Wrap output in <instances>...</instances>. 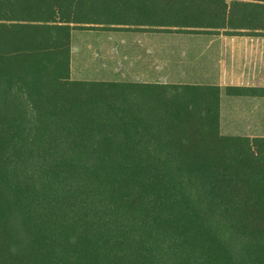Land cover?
Returning a JSON list of instances; mask_svg holds the SVG:
<instances>
[{
  "label": "trees",
  "instance_id": "16d2710c",
  "mask_svg": "<svg viewBox=\"0 0 264 264\" xmlns=\"http://www.w3.org/2000/svg\"><path fill=\"white\" fill-rule=\"evenodd\" d=\"M76 26L264 35V0H0V264H264V137L219 87L71 80Z\"/></svg>",
  "mask_w": 264,
  "mask_h": 264
},
{
  "label": "rangeland",
  "instance_id": "374dc122",
  "mask_svg": "<svg viewBox=\"0 0 264 264\" xmlns=\"http://www.w3.org/2000/svg\"><path fill=\"white\" fill-rule=\"evenodd\" d=\"M98 27L76 26L72 31L70 78L73 81L146 83L158 79L165 82L166 79L175 80V77L182 73V69H187L190 76L196 69L203 70L202 73L208 76H216L222 58L228 60V64L223 66L233 75L235 57L239 58L240 62L243 61V57L252 62L256 55L251 51L256 47L242 41L234 45L233 37L219 40H214V37H202L196 40L155 34L150 28ZM258 48H262V43ZM199 49L204 51L203 59L200 64L194 65L189 60L191 55L200 51ZM261 57L259 56V62ZM183 60L184 63L181 62ZM255 65L257 61L246 67L250 69ZM236 68L243 71L242 63ZM229 82H234V78H230ZM230 89L234 88L224 89L228 97L224 99L226 112L223 120H220L221 135L230 138L264 137V105H260V110L254 118H237L240 114L234 109L238 103L234 99V91Z\"/></svg>",
  "mask_w": 264,
  "mask_h": 264
},
{
  "label": "crops",
  "instance_id": "0c3cea01",
  "mask_svg": "<svg viewBox=\"0 0 264 264\" xmlns=\"http://www.w3.org/2000/svg\"><path fill=\"white\" fill-rule=\"evenodd\" d=\"M157 34V33H155ZM145 35H147L145 33ZM161 35H170L173 37H183V38H193L198 40V38L202 37H214V40H219L229 37L234 38V45L239 43L240 41L244 43H250L252 46L256 48H252L251 51L256 55L252 59V62H248L245 57H243V61L240 62V59L234 58V74L231 75L229 73L230 70L224 68V64H228V60L222 58L220 60V69L219 73L215 75L208 76L207 74H203L204 72L201 69H196L192 71V75L187 74V69H182V73L178 74L175 77V80L160 81L155 79L146 83L150 84H175V85H190V86H214L219 87L221 90V98H220V120H223L224 113L226 112L224 107V99L228 97L227 93L224 92L226 88H234V99L238 103V106L234 109L238 115L237 118L242 119H250L254 118L255 114H257L260 110V105H264V35L263 34H254V33H234V34H225V33H211V34H161ZM262 48L259 49L261 43ZM197 49V45H196ZM196 54L191 55L190 60L194 65L200 64L203 59L204 51L199 49ZM203 51V52H201ZM239 52L238 50H236ZM246 52V51H245ZM261 53V55H259ZM259 56L261 60L259 62ZM157 59V58H156ZM257 61V65L248 69L246 66L248 64H255ZM171 62V61H170ZM184 63L185 61H181ZM242 63L243 71L237 69L236 67ZM157 70L155 74H158V59L156 60ZM153 76V71L151 69V77ZM169 78V77H167ZM206 78V79H204ZM230 78H234V82H229ZM168 80V81H167ZM208 81V82H206ZM251 90V91H250ZM238 100V101H237ZM246 100V101H240ZM258 116V115H257Z\"/></svg>",
  "mask_w": 264,
  "mask_h": 264
}]
</instances>
